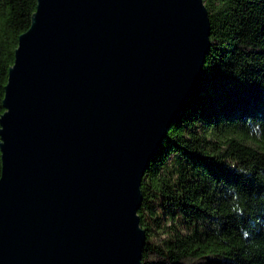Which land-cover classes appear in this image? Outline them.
Masks as SVG:
<instances>
[{
    "label": "water",
    "instance_id": "95a60500",
    "mask_svg": "<svg viewBox=\"0 0 264 264\" xmlns=\"http://www.w3.org/2000/svg\"><path fill=\"white\" fill-rule=\"evenodd\" d=\"M0 115V264H141L140 184L199 87L203 0H36Z\"/></svg>",
    "mask_w": 264,
    "mask_h": 264
},
{
    "label": "trees",
    "instance_id": "16d2710c",
    "mask_svg": "<svg viewBox=\"0 0 264 264\" xmlns=\"http://www.w3.org/2000/svg\"><path fill=\"white\" fill-rule=\"evenodd\" d=\"M203 3L210 50L199 87L140 181L141 264H264V0ZM35 5L0 0V115Z\"/></svg>",
    "mask_w": 264,
    "mask_h": 264
},
{
    "label": "clouds",
    "instance_id": "9594fccd",
    "mask_svg": "<svg viewBox=\"0 0 264 264\" xmlns=\"http://www.w3.org/2000/svg\"><path fill=\"white\" fill-rule=\"evenodd\" d=\"M0 143H2V141H0ZM232 198H233V200H237V199H238V196H237L236 194H233V197H232ZM232 210H233L234 212H236L238 215H243V209L240 207L239 204H235V205H233ZM243 235H244L245 237H247L249 234H248L247 231H243Z\"/></svg>",
    "mask_w": 264,
    "mask_h": 264
}]
</instances>
